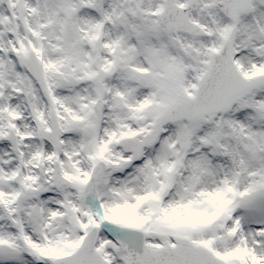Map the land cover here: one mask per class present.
Masks as SVG:
<instances>
[{
	"label": "snow or ice",
	"instance_id": "6c2138e0",
	"mask_svg": "<svg viewBox=\"0 0 264 264\" xmlns=\"http://www.w3.org/2000/svg\"><path fill=\"white\" fill-rule=\"evenodd\" d=\"M0 264H264V0H0Z\"/></svg>",
	"mask_w": 264,
	"mask_h": 264
}]
</instances>
